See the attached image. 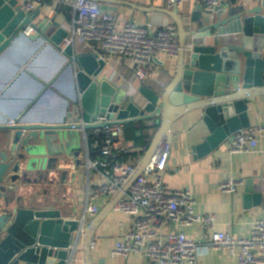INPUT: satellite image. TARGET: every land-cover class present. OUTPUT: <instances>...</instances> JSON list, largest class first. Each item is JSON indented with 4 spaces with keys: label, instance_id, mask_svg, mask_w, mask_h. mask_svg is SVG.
<instances>
[{
    "label": "water",
    "instance_id": "1",
    "mask_svg": "<svg viewBox=\"0 0 264 264\" xmlns=\"http://www.w3.org/2000/svg\"><path fill=\"white\" fill-rule=\"evenodd\" d=\"M101 9L107 10L103 5ZM205 9L206 4H199L187 16L177 9L162 13L175 22L181 46L170 85L163 91L141 85L130 95L105 78L107 64L97 53L64 46L69 32L61 24L54 19L38 20L39 9L26 13L19 0H0V64L7 57L16 61L14 48L19 40L26 38L36 44L0 84V91L6 88L2 96L35 72L34 64L43 52L36 54L41 44L68 63L67 76L74 81L60 118L48 120L41 114L36 122L0 124V143L10 146L8 152L0 151V264H68V247L75 240L81 243L83 264H93L91 252L99 224L142 175L160 143H172L171 127L176 121L197 113L187 137L199 158L216 151L234 133L252 128L257 113L262 114L257 99L264 96V0L253 6L223 0L214 19L204 15ZM160 22L156 16L150 19L152 25ZM164 22L167 25L168 19ZM191 23L201 28L187 29ZM28 27L34 33L27 35ZM99 116L106 117L101 126L138 123L154 132L145 157L113 196V205L86 225L53 201L18 195V183L33 181L30 173L51 166L53 158L63 154L53 152L52 143H64L63 148L75 132L80 133V127L71 129L72 124L82 123L90 130L98 125ZM79 144V149L95 153L90 138ZM250 196L256 205L263 198L251 186L246 197ZM28 199L32 200L29 204Z\"/></svg>",
    "mask_w": 264,
    "mask_h": 264
},
{
    "label": "crops",
    "instance_id": "2",
    "mask_svg": "<svg viewBox=\"0 0 264 264\" xmlns=\"http://www.w3.org/2000/svg\"><path fill=\"white\" fill-rule=\"evenodd\" d=\"M106 1L108 3L101 4L107 8L103 11L116 14L121 24L134 20L143 25L156 16L162 22L152 25L154 30L163 29L169 24L176 25L173 20L162 14L169 11L165 0ZM259 2L260 0H238L239 4L249 3L251 6ZM197 6L194 2L187 1L183 7L179 8V14L190 15L195 12ZM40 7L38 20L54 19L66 30L70 29L74 17L73 8L52 1H45ZM203 12L205 16L208 13L207 9ZM165 19H168L167 25L164 22ZM186 28L199 30L201 26L191 23ZM17 43L14 48L16 61L7 57V60L0 64V84L18 65L17 60L26 57L36 45L34 41L26 38ZM44 47L45 45L41 44L36 53L43 51L34 64L35 72L28 73L29 78H23L24 80L6 96H2L6 88L0 91V124L11 126L10 122L20 123L26 120L36 122L41 114L48 120L60 118L63 102L70 98L74 81L67 76L68 63L64 62L58 54ZM75 49L76 52H84L81 46ZM177 60L178 58L172 59L164 55L153 57L147 67L151 80L148 79L143 85L158 91L166 89L170 85V75L174 72ZM128 63L129 61L121 63L114 61L110 64L119 75L125 78L126 82L119 87L125 89L130 95H134L138 87L129 84L135 82V74ZM257 106L262 114L257 113L255 120H252V127L264 124V96L257 99ZM195 114L180 118L171 127L173 135L170 144L171 152L164 171L163 184L171 190L189 189L195 200L196 214L215 215L216 221L212 227L192 225L183 227L182 230L188 238L196 240H209L213 234L220 232L247 238L252 233V225L258 220H264V139H260L257 147L249 152L231 153L225 142L213 153L199 158L193 152L187 137L197 120V113ZM126 128H128L127 131H125ZM139 130L142 131L140 134L137 133ZM153 135V131L142 128L138 123L124 125V149L120 160L134 164L137 168L148 151ZM82 140V135L79 133L63 148L61 147L64 143L58 141L52 143L51 150L63 154L52 156L55 162L50 166L51 174L42 176L40 172L30 173V179L33 181L25 185L18 183V195L24 198L29 195L37 200L53 201L66 210L68 215L82 219L87 206L88 189L101 182L100 173L87 167L89 161L100 160V155L79 149V143ZM9 149V143H0V151L8 152ZM226 178L242 180L243 184L234 193H224L220 190V183ZM250 186L254 193L263 195L259 205L254 203L256 201L254 196H250V199L246 197ZM113 199V196L102 197L93 204L99 208L100 213L111 204L113 205ZM31 202V199L26 200L27 204ZM96 216L87 218L86 225ZM130 223L131 218L115 210L114 207L108 212L95 232L91 252L93 264H147V261L138 253H130L127 257L113 255L116 243L123 239L130 228ZM165 231L167 230H162L161 233L164 234ZM75 264H83L81 243ZM198 264L237 263L226 250H218L201 255Z\"/></svg>",
    "mask_w": 264,
    "mask_h": 264
},
{
    "label": "built area",
    "instance_id": "3",
    "mask_svg": "<svg viewBox=\"0 0 264 264\" xmlns=\"http://www.w3.org/2000/svg\"><path fill=\"white\" fill-rule=\"evenodd\" d=\"M45 1L73 8V22L64 46H81L84 52L97 53L107 64L105 78L116 82L118 87L126 81L111 62L129 61L135 74V82L129 84L137 86V91L151 80L147 67L153 57L164 55L176 59L180 54L178 30L174 24L159 30H154L150 22L141 25L131 20L121 24L116 14L104 12L96 0H19V3L24 12L30 13L40 9ZM187 1L206 4L207 15L214 19L216 8L223 0H165L167 9L172 11L179 10ZM32 32V28H27L26 33ZM105 121V116H99L95 123L98 125L90 130H85L82 123L71 125L72 130L80 127L85 142L91 139L95 154L101 158L89 161L87 165L100 173L101 182L88 189L84 222L99 213L93 202L119 193L136 170V165L120 160L124 149V126L117 123L101 126ZM260 139H264V124L238 131L226 143L231 153H244L256 148ZM170 152V144L160 143L142 175L132 182L116 204L115 210L128 215L131 223L123 239L116 243L113 255L127 257L130 253H138L147 264H198L201 255L226 250L237 264H264V220L252 225V233L247 238L221 232L213 234L209 240L186 236L183 227H212L216 217L196 214L195 200L189 189L171 190L164 186L163 176ZM87 153L90 152L87 150ZM242 184V180L226 178L220 183V190L234 193ZM162 230L167 231L162 234ZM79 244V240H75L68 247V264L76 263Z\"/></svg>",
    "mask_w": 264,
    "mask_h": 264
},
{
    "label": "rangeland",
    "instance_id": "4",
    "mask_svg": "<svg viewBox=\"0 0 264 264\" xmlns=\"http://www.w3.org/2000/svg\"><path fill=\"white\" fill-rule=\"evenodd\" d=\"M78 135L79 133H77V132H75V135ZM50 169H51V167L50 166H48V167H44V166H42V167H40V174L42 175V176H44V175H46L47 173L48 174H51V172H49L50 171Z\"/></svg>",
    "mask_w": 264,
    "mask_h": 264
},
{
    "label": "trees",
    "instance_id": "5",
    "mask_svg": "<svg viewBox=\"0 0 264 264\" xmlns=\"http://www.w3.org/2000/svg\"><path fill=\"white\" fill-rule=\"evenodd\" d=\"M127 130H128V128L125 129V131H127ZM145 145H147V144H145Z\"/></svg>",
    "mask_w": 264,
    "mask_h": 264
}]
</instances>
